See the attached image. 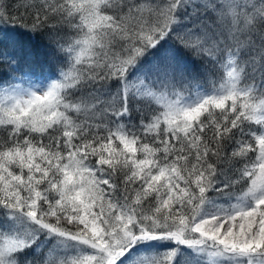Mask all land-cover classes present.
<instances>
[{
    "label": "snow or ice",
    "instance_id": "6c2138e0",
    "mask_svg": "<svg viewBox=\"0 0 264 264\" xmlns=\"http://www.w3.org/2000/svg\"><path fill=\"white\" fill-rule=\"evenodd\" d=\"M0 264H264V0H0Z\"/></svg>",
    "mask_w": 264,
    "mask_h": 264
}]
</instances>
